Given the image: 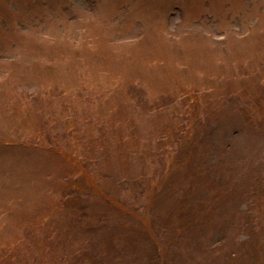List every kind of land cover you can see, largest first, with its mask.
<instances>
[{"label": "rangeland", "instance_id": "rangeland-1", "mask_svg": "<svg viewBox=\"0 0 264 264\" xmlns=\"http://www.w3.org/2000/svg\"><path fill=\"white\" fill-rule=\"evenodd\" d=\"M0 264H264V0H0Z\"/></svg>", "mask_w": 264, "mask_h": 264}]
</instances>
